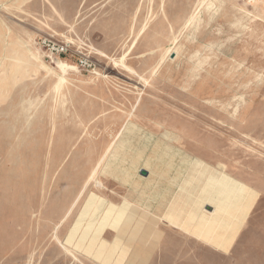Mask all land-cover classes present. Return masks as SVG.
I'll list each match as a JSON object with an SVG mask.
<instances>
[{"label": "rangeland", "instance_id": "obj_1", "mask_svg": "<svg viewBox=\"0 0 264 264\" xmlns=\"http://www.w3.org/2000/svg\"><path fill=\"white\" fill-rule=\"evenodd\" d=\"M0 264H264V0H0Z\"/></svg>", "mask_w": 264, "mask_h": 264}, {"label": "built area", "instance_id": "obj_2", "mask_svg": "<svg viewBox=\"0 0 264 264\" xmlns=\"http://www.w3.org/2000/svg\"><path fill=\"white\" fill-rule=\"evenodd\" d=\"M42 49L45 51V54H47V57L50 59L53 58H62L64 55L67 54V46L64 44H58L54 41L48 40V41H43L42 43ZM75 66L78 67L79 69H87L91 67L90 63L88 60H86L83 57H80L79 59L76 60Z\"/></svg>", "mask_w": 264, "mask_h": 264}, {"label": "bare ground", "instance_id": "obj_3", "mask_svg": "<svg viewBox=\"0 0 264 264\" xmlns=\"http://www.w3.org/2000/svg\"><path fill=\"white\" fill-rule=\"evenodd\" d=\"M35 59H36V58H35ZM55 68H56L57 70H59L60 72H64L65 70H68V69L73 70V68H72L71 66H69V65H67V64H65V63H62V62H57V63L55 64Z\"/></svg>", "mask_w": 264, "mask_h": 264}, {"label": "water", "instance_id": "obj_4", "mask_svg": "<svg viewBox=\"0 0 264 264\" xmlns=\"http://www.w3.org/2000/svg\"><path fill=\"white\" fill-rule=\"evenodd\" d=\"M145 175H146V173L142 171L141 172V176H145Z\"/></svg>", "mask_w": 264, "mask_h": 264}]
</instances>
